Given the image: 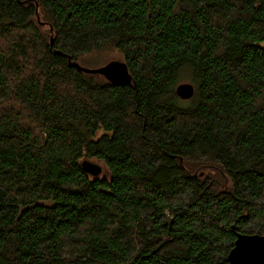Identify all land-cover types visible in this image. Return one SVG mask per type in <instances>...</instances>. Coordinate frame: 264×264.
<instances>
[{"label": "trees", "instance_id": "obj_1", "mask_svg": "<svg viewBox=\"0 0 264 264\" xmlns=\"http://www.w3.org/2000/svg\"><path fill=\"white\" fill-rule=\"evenodd\" d=\"M262 42L264 0H0V264H230L264 236ZM106 47L131 85L69 64Z\"/></svg>", "mask_w": 264, "mask_h": 264}, {"label": "water", "instance_id": "obj_2", "mask_svg": "<svg viewBox=\"0 0 264 264\" xmlns=\"http://www.w3.org/2000/svg\"><path fill=\"white\" fill-rule=\"evenodd\" d=\"M53 42L52 38L51 43L53 44ZM56 54L62 53L57 51ZM69 64L81 72L102 75L117 87L129 86L134 82L128 65L122 61H112L98 69L85 68L77 62H72L71 58H69ZM175 92L180 99L190 100L195 94V86L191 83L180 84L176 87ZM82 169L93 177L100 176L103 171L101 165L89 160L82 163ZM228 261L230 264H264V236L238 234L235 245L229 253Z\"/></svg>", "mask_w": 264, "mask_h": 264}, {"label": "rangeland", "instance_id": "obj_3", "mask_svg": "<svg viewBox=\"0 0 264 264\" xmlns=\"http://www.w3.org/2000/svg\"><path fill=\"white\" fill-rule=\"evenodd\" d=\"M260 45L264 47V42L260 43ZM123 59L124 57L119 51L115 50L113 47H106L104 49H101L100 51H95L91 54L82 56L79 59L78 63L85 68L98 69L100 67L106 66L109 62L112 61L124 62ZM190 76H191V72L185 71L182 74V76L178 79L175 88L180 84L192 83V79H190L191 78ZM180 101L185 102L183 104L181 103V105L179 104V106L182 108L186 107V104L190 102V100H182V99H180ZM92 162L97 163L103 167L102 174L97 178H103L108 176V172L106 171L105 165L102 162H98L95 160H92Z\"/></svg>", "mask_w": 264, "mask_h": 264}]
</instances>
